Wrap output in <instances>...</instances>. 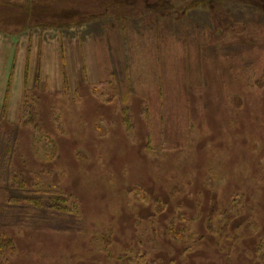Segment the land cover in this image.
<instances>
[{"label": "rangeland", "instance_id": "obj_1", "mask_svg": "<svg viewBox=\"0 0 264 264\" xmlns=\"http://www.w3.org/2000/svg\"><path fill=\"white\" fill-rule=\"evenodd\" d=\"M3 1L0 175L67 213L0 264H264V0Z\"/></svg>", "mask_w": 264, "mask_h": 264}, {"label": "trees", "instance_id": "obj_2", "mask_svg": "<svg viewBox=\"0 0 264 264\" xmlns=\"http://www.w3.org/2000/svg\"><path fill=\"white\" fill-rule=\"evenodd\" d=\"M219 1V0H218ZM237 2L241 0H236ZM262 1V0H259ZM214 2V0H192L191 3L185 7V13L189 10H193L198 7H207L209 4ZM245 2V0H242ZM254 1L250 2L252 4ZM6 3L3 0H0V6L8 8ZM260 8L264 10V5L260 3ZM263 6V7H262ZM212 7V4L209 8ZM3 13L5 11H2ZM12 13L10 10L5 12V15ZM64 59L61 60L62 68L64 67ZM85 67H83L84 72ZM39 70V69H37ZM65 74V73H64ZM127 77V75H126ZM26 78V77H25ZM63 83L66 82V76L62 74ZM40 74L36 73L35 84H39ZM128 80L125 78L123 81L124 87L127 88ZM10 90V83L8 86L7 94L5 96L4 110L7 106L8 96ZM4 115V114H3ZM16 145L14 141H11L8 144L5 154L3 156L0 179L2 182H5L6 186H10L7 189L8 197L7 200L0 206V228H13V229H22V228H31L35 227L32 223V218L37 215L45 216V207L48 203L52 205L51 209L59 212L60 214H66L67 211L64 208L66 200L61 197L60 194L50 191L39 189H31L26 185L24 177H19V175L13 173L12 170V157ZM50 192V193H49ZM11 242L4 237L0 238V253L6 254L10 250Z\"/></svg>", "mask_w": 264, "mask_h": 264}]
</instances>
